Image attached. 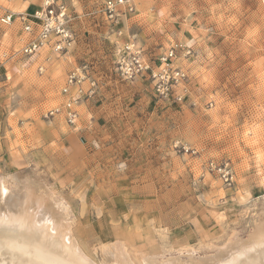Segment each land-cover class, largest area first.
Listing matches in <instances>:
<instances>
[{
  "label": "rangeland",
  "instance_id": "obj_1",
  "mask_svg": "<svg viewBox=\"0 0 264 264\" xmlns=\"http://www.w3.org/2000/svg\"><path fill=\"white\" fill-rule=\"evenodd\" d=\"M136 2L120 32L102 0H74L68 52L29 56L20 23L1 16L40 0H0V189L37 188L96 263L116 243L135 264L209 262L264 224V0ZM130 36L154 65L178 41L193 49L174 62L188 75L182 100L184 85L163 98L117 71ZM82 66L98 87L70 124L51 110Z\"/></svg>",
  "mask_w": 264,
  "mask_h": 264
},
{
  "label": "built area",
  "instance_id": "obj_2",
  "mask_svg": "<svg viewBox=\"0 0 264 264\" xmlns=\"http://www.w3.org/2000/svg\"><path fill=\"white\" fill-rule=\"evenodd\" d=\"M74 0H40L34 11L7 10L1 16L4 24L18 21L22 28L24 45L22 51L26 55H34L44 48H50L56 54L68 52L76 42L77 30L75 22L81 16L73 9ZM100 11L108 23L117 28L129 17L137 13L136 0H102ZM121 32V29H119ZM193 49L185 43H174L166 53L159 57L158 64H152L145 55L143 47L134 37H128L116 59L117 71L126 79L147 77L152 80L157 94L170 98L173 90L180 85L183 89L176 99L185 97L187 72L174 65L180 52L191 54ZM87 66L74 68L67 76L63 92L69 96L66 102L51 110L52 114L63 113L70 124L77 122L78 113L75 104L85 98L92 97L97 91V80L91 76ZM89 80V87H84V81ZM73 87L76 94H71Z\"/></svg>",
  "mask_w": 264,
  "mask_h": 264
},
{
  "label": "bare ground",
  "instance_id": "obj_3",
  "mask_svg": "<svg viewBox=\"0 0 264 264\" xmlns=\"http://www.w3.org/2000/svg\"><path fill=\"white\" fill-rule=\"evenodd\" d=\"M35 189L31 184L18 186L11 194L0 189V264H99L74 235L66 211L37 198ZM253 232L243 242L230 241L209 262L168 259L154 264H264V224ZM107 254V264H135L121 244Z\"/></svg>",
  "mask_w": 264,
  "mask_h": 264
},
{
  "label": "crops",
  "instance_id": "obj_4",
  "mask_svg": "<svg viewBox=\"0 0 264 264\" xmlns=\"http://www.w3.org/2000/svg\"><path fill=\"white\" fill-rule=\"evenodd\" d=\"M24 11V10H23ZM18 12H20V11H18Z\"/></svg>",
  "mask_w": 264,
  "mask_h": 264
}]
</instances>
